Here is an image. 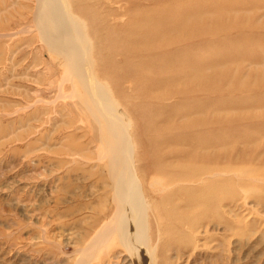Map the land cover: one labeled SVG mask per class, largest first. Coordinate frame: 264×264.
<instances>
[{
  "label": "rangeland",
  "instance_id": "obj_1",
  "mask_svg": "<svg viewBox=\"0 0 264 264\" xmlns=\"http://www.w3.org/2000/svg\"><path fill=\"white\" fill-rule=\"evenodd\" d=\"M0 264H264V0H0Z\"/></svg>",
  "mask_w": 264,
  "mask_h": 264
},
{
  "label": "bare ground",
  "instance_id": "obj_2",
  "mask_svg": "<svg viewBox=\"0 0 264 264\" xmlns=\"http://www.w3.org/2000/svg\"><path fill=\"white\" fill-rule=\"evenodd\" d=\"M56 12H57V15L59 14L60 20L63 19V18L66 19V20H69L70 17L67 16L64 11H61L60 9L57 8L56 9ZM45 14H47L46 15L47 16V19L49 21L53 22V20L51 18L52 11H50V10L49 11H46ZM42 19H44V18H42ZM61 23H62V21L60 22V25H61ZM74 25H76V24H74ZM79 27L80 26L78 24V26H77L78 30H79ZM63 28H66V27H63ZM45 29H47V28H45ZM59 30L61 31V29H59ZM67 32H69V31H67ZM10 35H13V33L10 34ZM63 36H65V35H63ZM81 38H82V36H81ZM60 39H63V37L60 38ZM58 43H61V42H58ZM62 44L64 45V42ZM63 45H60V46H63ZM68 45H69V49H67V50L64 49V50H65V53L67 54L66 55V58L69 60L70 65L72 66V68H74L76 71L80 72L84 76L88 75L89 77H91V79L94 81L93 82L94 87L92 86V88H94V91H96V94H98L99 97L101 98V100L103 102H105L109 106V108L111 109V111L109 113V116L110 117H113L114 116L115 118L118 119L119 123L117 122L115 124V126L117 128H120L121 129L120 139H122V141H123V143L122 142L121 143L123 144V148H124L125 147V144H127L128 143V140H129V137H127V131L124 130V128L126 129V125L127 124L125 125L123 122L121 123L122 119L121 120L119 119V118H121V116H119V114L117 112L115 113V111L112 110V109H114V106H113L114 104H113L112 100L109 98V95H108L109 93L107 92V90L102 85V82L100 80H98V78L93 75V73H92V66H89V61H88V59H87V57L85 55V50L83 48H76L75 49V47L73 48V46L71 44H68ZM71 70H73V69H71ZM126 150H128V148ZM124 154H125V152L123 153V150H122V153H121L122 158H120V159H121L122 167L123 168H122L121 173H120V175H119V177L117 179L118 182H119V184H120V187H119V184H118L117 189H116V197L118 198V199L116 198V202L118 200V209H117L118 211H117V214H116V222L113 225L114 227H111V228L108 227L107 228V226H106V229L107 230L104 231V233H101V234L98 235L97 240H96L97 243H98V246H99V241L100 240L103 241L104 239H106V237H108L109 235L112 234V232H115V231L118 232L119 237L121 238V241L122 242L125 243V242L128 241L131 244L130 247L133 246V244H135V243L136 244H139L140 243V244L143 245L142 237H143V234H144L143 233V228H144V225H145V219L143 218V212L145 211V202L146 201L144 202L145 199L141 198V193L139 194L140 187H139L138 184H140V183H138V181H137L138 177L136 179L135 178V175L133 173V168H132L133 165H131V162L129 163L130 160L129 161H125L124 160V156H125ZM126 159H127V157H126ZM195 181H196V179H195ZM97 243H95V244L97 245ZM127 243H125V244H127ZM96 245H94V247ZM133 250H134L133 251L134 255L137 257V259H139V261H140V258H143L144 256L147 257V252L145 251V249H142V248L137 249V247H136ZM129 251H131V250H129ZM90 252H92V251H90Z\"/></svg>",
  "mask_w": 264,
  "mask_h": 264
}]
</instances>
